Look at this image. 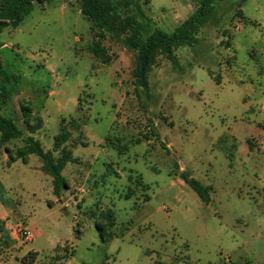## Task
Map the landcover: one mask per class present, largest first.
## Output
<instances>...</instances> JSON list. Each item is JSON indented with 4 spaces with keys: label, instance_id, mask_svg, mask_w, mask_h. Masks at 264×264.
Here are the masks:
<instances>
[{
    "label": "rangeland",
    "instance_id": "obj_1",
    "mask_svg": "<svg viewBox=\"0 0 264 264\" xmlns=\"http://www.w3.org/2000/svg\"><path fill=\"white\" fill-rule=\"evenodd\" d=\"M138 1L152 20L144 37L154 26L173 33L199 4ZM92 26L80 0H54L0 30V84L14 89L1 113L23 132L7 147L30 136L29 106L45 150L65 119L77 160L58 198L39 156L0 154V264L30 253L32 264H264V157L248 152L264 137V0L216 4L198 42L176 50L178 68L158 56L149 92L133 84L134 54ZM177 164L212 188L210 204ZM107 210L115 225L104 242ZM5 223L27 224L35 239L25 225L11 238Z\"/></svg>",
    "mask_w": 264,
    "mask_h": 264
},
{
    "label": "trees",
    "instance_id": "obj_2",
    "mask_svg": "<svg viewBox=\"0 0 264 264\" xmlns=\"http://www.w3.org/2000/svg\"><path fill=\"white\" fill-rule=\"evenodd\" d=\"M53 1L0 0V30L2 27L16 29L37 5L44 6ZM224 1L226 0H199L195 12L173 33H167L154 26L146 37H144V31L152 25V20L144 14L138 0H80V12L92 23L94 30H99L102 35H108L134 54L133 84L136 89L141 88L144 92H149V76L158 56L166 57L175 68H178L176 50L181 47L194 46L198 42L199 32L212 19L216 4ZM139 16L143 19H139ZM93 53L96 57H100L103 49L96 44ZM13 95V88L0 84V154L4 151L9 163L17 160L27 163L29 156L33 154L39 156L43 160V171L52 177L53 193L60 198L62 193L69 189L62 171L68 163L75 162L72 152L66 146L71 134L64 126L65 119L62 120L60 133L54 138L52 150H45L40 141L32 136L42 129L43 119L35 116L31 107L22 106L24 123L30 136L24 139L23 147L12 152L7 144L22 138L23 132L12 118L2 115L1 111L12 101ZM55 153H59V156H55ZM180 177L197 193L202 202L208 204L211 201L209 187L202 185L188 172L181 173ZM102 216L105 222L97 224V228L102 232V240L105 242L113 237L114 234L110 229L115 222L112 210H107ZM36 259L37 256L30 253L24 262L32 264ZM155 264L166 263L156 262Z\"/></svg>",
    "mask_w": 264,
    "mask_h": 264
},
{
    "label": "crops",
    "instance_id": "obj_3",
    "mask_svg": "<svg viewBox=\"0 0 264 264\" xmlns=\"http://www.w3.org/2000/svg\"><path fill=\"white\" fill-rule=\"evenodd\" d=\"M262 109L264 110V102H263V105H262ZM248 143H249V153L250 154H254L255 155V151L258 153V155L260 156V157H264V137L262 138V139H260V140H256L255 139V142H253V144H252V142H250V141H248ZM66 146H67V144H66ZM68 148V147H67ZM52 150V149H51ZM2 158H7V161H8V157H7V154H4V156H1ZM30 157V156H29ZM29 157H28V159H29ZM28 159H27V163H28ZM76 160V159H75ZM17 161H21V160H17ZM16 161V162H17ZM77 161V160H76ZM75 161V162H76ZM9 162V161H8ZM16 162H13V163H16ZM27 163H24V164H27ZM178 165V164H177ZM67 166V165H66ZM65 166V167H66ZM65 169V168H64ZM63 169V170H64ZM177 170H179L181 173H183V172H188V171H186V170H181V168L179 167V165H178V169ZM189 173V172H188ZM62 174H63V171H62ZM190 174V173H189ZM190 176L191 177H193L191 174H190ZM194 178V177H193ZM196 179V178H195ZM197 180V179H196ZM199 181V180H198ZM200 182V181H199ZM201 183V182H200ZM202 184V183H201ZM203 185V184H202ZM205 186V185H204ZM206 187H209L210 188V196H211V192H212V188L210 187V186H206ZM68 191V190H67ZM63 194V193H62ZM62 196V195H61ZM61 198V197H60ZM212 202V197H211V201L208 203V204H210ZM204 203V202H203ZM206 204V203H205ZM23 225H25V229H27V231L28 230H30L31 231V233L33 234V232H32V229L31 228H29V226L27 225V224H18L17 226H15V227H9V225L7 224V223H5L4 224V227L5 228H9V229H11L12 228V230H11V234H10V237L11 238H13V239H15V240H17V241H20V238L19 237H17L16 236V232L14 231V229L16 228V227H19V226H23ZM29 231V232H30ZM33 237H34V239H35V236H34V234H33ZM34 241V240H33ZM32 241V242H33ZM22 242H26L25 240H23Z\"/></svg>",
    "mask_w": 264,
    "mask_h": 264
},
{
    "label": "built area",
    "instance_id": "obj_4",
    "mask_svg": "<svg viewBox=\"0 0 264 264\" xmlns=\"http://www.w3.org/2000/svg\"><path fill=\"white\" fill-rule=\"evenodd\" d=\"M27 234H28V238H30V236H31V233H30V232H27Z\"/></svg>",
    "mask_w": 264,
    "mask_h": 264
}]
</instances>
